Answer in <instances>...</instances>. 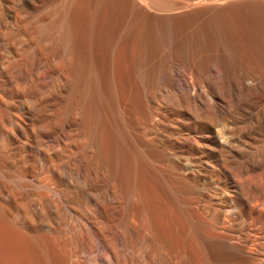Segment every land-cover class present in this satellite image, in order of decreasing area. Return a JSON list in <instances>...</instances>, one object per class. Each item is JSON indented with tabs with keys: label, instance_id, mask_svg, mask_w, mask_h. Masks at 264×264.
I'll list each match as a JSON object with an SVG mask.
<instances>
[{
	"label": "rangeland",
	"instance_id": "374dc122",
	"mask_svg": "<svg viewBox=\"0 0 264 264\" xmlns=\"http://www.w3.org/2000/svg\"><path fill=\"white\" fill-rule=\"evenodd\" d=\"M176 1L179 0H149L142 5L147 11L144 13L137 11L132 0H0V264H67L70 259L77 264H205L198 241L194 233L185 229L183 220L185 197L196 194L197 184L190 182L188 191L182 180L177 179L172 158L156 148L154 142H138L135 138L139 126L149 138L147 131L151 130L146 114L153 108L157 111L154 119L162 125H154L152 131H169L163 128L165 124L176 118L184 120L187 115L180 111L185 106L183 100L190 97L185 84L200 85L199 77L183 70L181 62L185 58L166 51L163 43L168 42V37L157 34L152 40L159 74L135 94L138 113L146 119L137 123L129 114L117 116L118 112L113 110L109 92L116 87H113L116 81H109L106 71L108 65H113L111 76L118 79L128 70L129 66L123 65V70L120 66L125 45L114 44L122 33L129 39L128 54L135 53L132 31L138 12L148 14L144 19L153 21L151 24L155 26L185 20L198 23L224 12L240 39L247 34L243 23L247 16L239 11L244 9L242 5L236 7L228 1L222 5L223 10H208L202 4L173 11ZM237 2L248 7L263 3ZM63 36L65 41L61 39ZM109 44L114 45L115 51L110 58ZM90 60L95 67L96 92L92 101L95 110L92 141L78 148L89 160L84 164L63 143L74 129L72 125L68 127L73 120L71 110L82 97ZM109 60L112 63L108 64ZM175 60L181 64L175 66ZM59 67L67 75V81H61L53 69ZM256 95V91L246 89L233 96L231 104L239 103L244 108L248 102L256 101ZM188 109L193 110L191 105ZM240 112L226 109L224 125L234 126L233 118ZM201 114L211 120L214 128L212 110L207 108ZM10 119L18 122L17 127L8 123ZM170 146L168 141L163 145L166 149ZM184 148L175 153L179 162L191 165L201 157L207 165L201 166L200 174L206 178L209 175L208 191L217 193L218 199L232 189V178L240 183L234 188L235 194L246 193L248 179L238 162L226 159L218 162L222 170L211 169L208 165L211 159L194 145L187 144ZM134 152L135 161L132 158L135 156H131ZM46 165L50 166L49 171ZM132 193L139 197L140 206H146V212H140V206L134 207L139 212L132 210L126 199L128 195L134 196ZM255 194L257 191L251 190L250 195ZM112 197L118 202L116 207L111 203ZM222 202L225 207L221 215L230 218L225 212L229 202L225 198ZM242 212L246 216L247 209L243 207ZM123 213H128L134 235L124 227ZM139 213L149 235L155 233L153 241L160 248L157 256L151 252L155 244L146 247L138 233ZM247 221L241 229L257 236L256 226L260 223L255 222L254 226L250 223L253 227H248ZM191 225L194 227V222ZM85 245L91 248L81 250Z\"/></svg>",
	"mask_w": 264,
	"mask_h": 264
},
{
	"label": "bare ground",
	"instance_id": "6f19581e",
	"mask_svg": "<svg viewBox=\"0 0 264 264\" xmlns=\"http://www.w3.org/2000/svg\"><path fill=\"white\" fill-rule=\"evenodd\" d=\"M147 1L149 0H132L137 7V11L142 10L141 12L144 13H147V11L142 5H145ZM228 1H231L230 4H234L236 7L242 5L241 8L244 9L238 10L245 12L244 15L247 16L243 20L247 34L242 35L244 37L242 39L239 38L228 18L229 16H225L224 12H217L198 23H190V20H185L162 26L152 25L153 21L150 23L151 20L146 22L148 14L143 16L144 13L138 12L140 15L134 18L136 23L132 31L135 53L132 56L128 54L129 50L127 52L126 47L129 45V39L123 37L122 33L115 40L114 45L121 43L125 45V50L124 48H122L124 51L121 50L123 53L120 51L122 53L121 69L123 70L125 65L129 67H127L128 70L124 68L125 70L123 73L121 72L120 77L116 75L118 79H114L111 76L113 75L111 71L113 65H108L109 68L106 71L109 81H116L115 85L111 83L113 87H116L113 90L109 87L111 89L109 93L112 96L110 98L113 99V110L115 108L118 112L117 116L125 113L132 116L136 122L142 119L143 117L138 113V102L136 103L135 94L140 93V90L159 74L154 63L153 53L155 51L152 39L157 34L168 37L167 43L162 42L163 47L173 55H180L185 58L181 62L183 63L181 65L183 70L198 76L200 85L196 84L197 86H194L191 82L185 84L190 99L183 100L185 103L184 109L179 110L180 113L187 115L184 120L176 118L173 122L165 124L163 128H168L169 131H152L154 125H162V122L160 123V121L154 119L155 115L157 116V111L153 108L154 110H150L146 114L148 117L147 126L151 130L147 131V135H150L149 138L146 137L140 126L135 138L138 142H154L156 148H160L162 152L168 154L172 158V164L176 169L177 179L182 180L179 181L188 188V191L191 190L189 188L190 182L197 184L196 194L185 197L186 208L183 220L185 221V229L192 234L194 233L193 236L198 241L205 264H264V235L262 234V229L264 230V0H261L263 5L261 2H256L261 5L251 6L249 4V7L241 4V2L236 3L237 0H179L175 2V7L172 10L183 11L202 4L207 5L208 10H223L221 9L222 5ZM145 17L147 18L144 19ZM61 39L65 41L64 36ZM114 45L109 44L107 46L109 58L110 54L112 55L115 52ZM110 60L108 64L112 63ZM129 61L130 64L127 65L126 63H129ZM10 62L13 63L14 59L11 58ZM178 63L181 64L175 60L173 64L178 66ZM88 64L85 85L82 87V97L75 108L71 110L73 120L68 123V127L72 125L74 129L66 136L63 143L69 149H67L69 153L74 157H78V159L79 157L82 158L84 164H88L89 160L81 155L78 148H84L87 143L92 141L95 110L92 101L93 94H95L93 92L96 90L93 91L94 63L90 60ZM53 69L57 70L61 81H67V75L62 68ZM175 71L176 73L181 72ZM246 89L257 92L256 101L248 102L244 108L239 103L231 104L233 96ZM188 105H191L193 110L190 111ZM194 106L197 108V112L194 111ZM207 108L212 110L214 114V128H212L211 120L201 114ZM230 108H234L235 111L240 109L241 111L238 116L233 118L234 126L224 125V112L226 109L230 112ZM20 109L22 111L23 106ZM23 113L22 111L21 114ZM8 123L15 128L18 122L15 119H10ZM22 133L24 134V131ZM72 136H75V139ZM77 136L81 139H77ZM166 141L171 143L170 148L163 147ZM187 144L194 145L197 151L211 159L208 164L211 169L219 167L222 170L223 166L218 165V162H224L226 159L234 160L243 167L241 172L248 179L246 193L242 195L235 194L234 188L239 187L240 183L238 180L233 179L231 175L228 176L232 178V189L226 194L223 193L224 198L229 202L225 212L229 213L230 218L226 219L221 215V211L225 207L224 201L222 202L224 198L218 199L217 193L208 191L209 182L207 179L209 175L206 178L204 174H200L201 166L203 164L207 165V163L202 161L201 157L197 158L191 165H182L184 163L179 162L180 157L176 156L175 153L181 152L180 150L185 149L184 147ZM135 152L131 153V156H135L132 157L134 161L137 157ZM151 157L154 158L155 155H151ZM46 170H50L49 165H46ZM249 177L253 178V181ZM251 190L257 191V194L250 195ZM135 193H132L134 196L129 197L128 195L126 198L132 210H136L141 204ZM110 200L115 207L118 205L114 197ZM213 200H216V203H213ZM243 207L247 209L246 216L243 215ZM144 208L141 205V210H138L146 212ZM253 212H255V216L252 215ZM139 216L141 218L138 233L143 237L144 245L146 247L151 243L154 245L155 233L151 232V236L149 235L140 213ZM127 217L128 213H123L121 216L122 222L124 227L134 235V228L129 226ZM246 221L248 227H253L256 224L255 222L260 223V226H256L259 231L257 236H252L249 230L241 229L242 223ZM193 222L194 227L191 225ZM190 227H193L192 232ZM90 248V246L85 245L82 246L81 250L87 251ZM74 249H72L71 257L74 255ZM159 250L160 248L156 247L155 244V249L153 248L151 252L157 256L156 251ZM67 264H77V261L70 259Z\"/></svg>",
	"mask_w": 264,
	"mask_h": 264
}]
</instances>
